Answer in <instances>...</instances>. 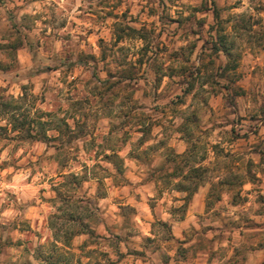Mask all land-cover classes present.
Returning a JSON list of instances; mask_svg holds the SVG:
<instances>
[{"label":"clouds","instance_id":"1","mask_svg":"<svg viewBox=\"0 0 264 264\" xmlns=\"http://www.w3.org/2000/svg\"><path fill=\"white\" fill-rule=\"evenodd\" d=\"M0 264H264V0H0Z\"/></svg>","mask_w":264,"mask_h":264}]
</instances>
